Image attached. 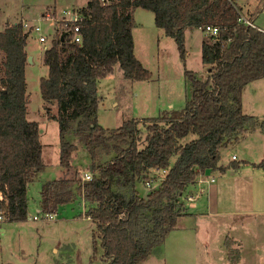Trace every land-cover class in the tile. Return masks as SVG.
Wrapping results in <instances>:
<instances>
[{"label": "trees", "instance_id": "16d2710c", "mask_svg": "<svg viewBox=\"0 0 264 264\" xmlns=\"http://www.w3.org/2000/svg\"><path fill=\"white\" fill-rule=\"evenodd\" d=\"M135 9L153 13L155 26L175 41L182 61L187 29L218 28L216 43L205 39L200 49L208 77L200 81L184 71L191 98L179 112L142 119L147 132L142 146L138 120L108 131L96 114V83L116 65L126 80L150 79L133 53ZM77 12L82 16L80 44L60 34L43 54L47 75L40 79L39 92L56 107L49 119L58 124V166L64 173L40 186V213L83 202L107 264H140L165 241L178 218L187 215L182 201H176L179 194L206 172H224L218 165L221 152L247 133L264 129V119L241 109L244 86L264 78V33L238 22V10L227 0H89ZM27 37L20 24L0 33V212L8 223L26 220L28 185L45 171L38 126L26 116ZM188 136L194 138L182 144ZM78 145L90 159L88 181L71 165ZM100 151L110 158L102 159ZM255 166L264 173V160ZM155 169H166V176L141 194L138 185Z\"/></svg>", "mask_w": 264, "mask_h": 264}, {"label": "rangeland", "instance_id": "374dc122", "mask_svg": "<svg viewBox=\"0 0 264 264\" xmlns=\"http://www.w3.org/2000/svg\"><path fill=\"white\" fill-rule=\"evenodd\" d=\"M4 1V6H17L18 9L21 0ZM23 1L31 4L29 13L36 16L27 23L30 30H25L28 32L25 51L32 62H26L24 73L26 116L41 131L39 142L45 171L28 185L26 220L0 222V264H107L102 257L100 241L93 237L94 225L85 216L87 205L69 203L57 212L54 219L47 221L41 219L39 205L40 186L62 178L64 173L58 166V124L49 119V115H55L56 107L45 103L39 92L40 79L47 75L43 54L57 38L56 26L41 18L39 12L48 8L47 13L55 10L60 15L62 11L71 12L73 8L85 6L89 0ZM231 2L244 18H250L247 10L260 7L257 23L264 24V0ZM132 14L133 53L149 72L150 79L141 82L126 80L116 65L109 76L96 83L99 97L96 114L97 123L108 131L116 130L125 121L138 120V145L142 146L147 134L142 119L179 112L191 98L190 82L183 76L184 71L192 72L200 81L208 77V68L202 65L200 58L201 45L208 34L199 29L185 31V61H182L175 41L155 26L152 12L135 9ZM36 25L41 29L39 33L32 29ZM42 36L45 42L40 44L38 38ZM2 57L0 53V67ZM188 138L182 144L187 143ZM69 140L77 143L72 137ZM78 147L71 161L72 168L86 170L89 156L82 146ZM100 152L102 159L110 158ZM175 159L172 157L170 163ZM261 160H264V130L247 134L223 150L218 165L226 170L216 171L214 177L219 188L220 214H205L197 220L178 219L165 241L140 264H264V175L262 169L255 166ZM232 161L240 167L232 169L229 166ZM231 172L234 175H230ZM149 174L153 176V173ZM144 181L138 185L141 194L149 191ZM156 182L153 187L158 185ZM176 201L181 202L183 198ZM33 216L37 220H32Z\"/></svg>", "mask_w": 264, "mask_h": 264}, {"label": "crops", "instance_id": "0c3cea01", "mask_svg": "<svg viewBox=\"0 0 264 264\" xmlns=\"http://www.w3.org/2000/svg\"><path fill=\"white\" fill-rule=\"evenodd\" d=\"M9 1V0H8ZM4 0H0V33L4 31L5 27L12 25V24H20L21 26L24 23H29L30 21L33 20V18H36L35 14H30L29 11V6L31 4H26L25 1L21 0L20 5L18 6H11V5H6ZM84 7V6H83ZM236 7V6H235ZM81 7L73 8L71 11L74 9H80ZM260 7H257L255 9H250L247 10L248 16L250 18H245L246 20L250 21L256 28H259L262 30L264 33V24H258V18L260 17ZM49 9L46 8L45 11H40L39 13L41 14V17L46 11ZM52 13H56L55 10H52ZM240 12V10H238ZM77 12V11H74ZM25 31V29L23 30ZM28 33V32H27ZM133 37V36H132ZM133 39V38H132ZM26 52V51H25ZM27 54V53H26ZM25 73V71H24ZM242 97H241V109L242 111L249 116H253L255 118L259 119H264V78L257 79V81L250 82L249 84L245 85L243 90H242ZM264 130V129H263ZM263 130H256L254 132H250L247 134H252V133H259ZM246 134V135H247ZM244 135V137L246 136ZM243 137V138H244ZM194 138V137H192ZM191 137L188 138V140L192 139ZM241 138V139H243ZM241 141V140H240ZM225 151L227 149H224ZM232 159V158H231ZM223 169L225 167H222ZM226 170V168H225ZM214 172H210L215 177ZM230 175H234L233 172H231ZM264 175V173H263ZM214 182L212 185L208 187V190L206 193H204L199 199L198 202L193 209H189L187 212V215L184 217H179L178 219L181 218H188L191 220H197L199 217H202L203 215L212 216L220 214L219 209H218V187ZM191 188V187H190ZM1 232H3V229H1Z\"/></svg>", "mask_w": 264, "mask_h": 264}, {"label": "built area", "instance_id": "2783aa9c", "mask_svg": "<svg viewBox=\"0 0 264 264\" xmlns=\"http://www.w3.org/2000/svg\"><path fill=\"white\" fill-rule=\"evenodd\" d=\"M102 1H106V0H100ZM230 4H232L231 0H227ZM233 6H235L234 4H232ZM236 8V7H235ZM237 9V8H236ZM238 13V22L243 23L246 27H250L251 29H257L258 31L262 32L261 29L256 28L250 21L246 20L240 13L239 11ZM43 19H45L46 21L50 22L51 24L53 23L54 26H56L55 28V33L58 36H60V34H62L64 37L66 36V39L69 40V42L71 44H80L81 42V34H80V26L79 23L82 21V16L80 13L78 12H67V11H62L60 12V15H57L55 13H44L42 15ZM21 27H23V30H30L31 27H28V25L26 23H24ZM32 29L39 33L41 31L40 27L38 25L32 27ZM204 32L208 34L207 36V40H209L210 44H214L216 43V38L218 36V28L214 27V26H206L204 28ZM263 33V32H262ZM38 42L40 44H43V42H45V38L39 37L38 38ZM46 49V48H45ZM232 159H234V157H232ZM150 173H153V176H150V174L148 175L147 178L153 177L155 180L149 179L147 180V178L144 181V184L147 186V188H149V190H153V188L157 187L159 185V183L161 182V180L164 179V177L167 174V170L166 169H155L153 171H151ZM80 177L81 180L84 181H88L91 179V173L88 169H84L80 171ZM157 181L156 183L158 184L157 186L153 187V182ZM215 179L214 176L208 172H206L203 175H200L199 177H197L195 179V181L193 182L194 184L192 185L191 188H189L188 190H186L185 192H181L179 194V198H183L182 203L184 204L185 208L187 210L189 209H193L195 208L198 199L207 192L208 187L210 185H212L214 183ZM151 187H153L151 189ZM3 196L0 193V203L3 202ZM57 213L54 211H49L47 213H43L41 214V219L47 221V220H52L56 217ZM32 220H37V217L33 216ZM4 217L0 212V222H3Z\"/></svg>", "mask_w": 264, "mask_h": 264}, {"label": "water", "instance_id": "95a60500", "mask_svg": "<svg viewBox=\"0 0 264 264\" xmlns=\"http://www.w3.org/2000/svg\"><path fill=\"white\" fill-rule=\"evenodd\" d=\"M26 62H27V63H32V62H31V57H30V56H27V58H26ZM40 132H41V131L39 130V133H40Z\"/></svg>", "mask_w": 264, "mask_h": 264}]
</instances>
